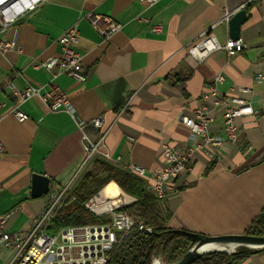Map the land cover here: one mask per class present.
I'll return each instance as SVG.
<instances>
[{"label": "crops", "instance_id": "1", "mask_svg": "<svg viewBox=\"0 0 264 264\" xmlns=\"http://www.w3.org/2000/svg\"><path fill=\"white\" fill-rule=\"evenodd\" d=\"M242 8L247 13L241 26L244 45L236 55L225 48L201 60L190 54V47L206 35H214L222 46L232 39L229 19ZM90 13L111 16L122 29L105 38L107 24L95 28ZM76 22L77 48L86 70L82 83L57 68L34 66L60 54L57 37ZM155 24H161V31H154ZM14 40L11 48L0 47V140L5 147L0 156V216H8V229L27 230L48 202V195L31 196L34 173L50 177L51 187L73 189L98 168L97 160L126 170L135 163L148 174L157 171L163 165L164 141L181 152L190 145V130L180 117L193 115L204 103L202 93L214 86L222 93L252 87L257 112L237 120L242 134L230 153L212 160L198 151L193 157L192 169L163 199L171 211L167 226L215 236L238 230L249 212L255 218L260 214L264 112L263 85L255 75L264 72V0H159L151 6L140 0H45L0 33L2 42ZM220 73L224 80L216 85ZM26 84L43 91L61 87L75 114L50 110L34 97L20 105L28 119L19 121L10 109L16 101L14 90ZM210 109L213 132L220 133L221 111ZM95 117L104 119L101 129L93 124ZM104 131L100 149L109 157L96 153L86 160L85 142L97 143ZM11 254L4 250L0 264H7ZM241 264H264V252Z\"/></svg>", "mask_w": 264, "mask_h": 264}, {"label": "built area", "instance_id": "2", "mask_svg": "<svg viewBox=\"0 0 264 264\" xmlns=\"http://www.w3.org/2000/svg\"><path fill=\"white\" fill-rule=\"evenodd\" d=\"M44 1L0 0V33L7 26L15 24L22 15L36 9ZM140 1L151 6L159 0ZM88 18L97 29H99L100 23L107 24V28L102 31L105 38H110L123 26L111 16L90 13ZM153 29L161 31L162 26L155 24ZM79 37L80 33L76 22L57 37L60 54L51 55L40 63H34V66L48 70L57 68L77 82H84L86 70L83 56L77 48ZM14 45L15 40L0 41V47L4 49ZM243 45V40L239 38L229 39L222 46L214 35L209 34L192 45L189 52L201 60L211 51L225 48L230 56H234ZM223 80V74L216 75V85ZM255 80L263 85L260 104L264 112V72L255 75ZM14 96L16 101L10 112L19 121L28 119L27 113L21 109L20 105L34 97L42 99L50 110H65L72 115L75 114L68 93L57 85L43 91L42 87L26 84L23 88L15 89ZM202 100L204 103L194 110L193 115L180 117L182 123L189 128L192 139L184 151L181 152L180 148L170 141H164L162 144L163 165L157 171L148 174L141 165L132 163L128 166V171L146 180L147 191L159 199L167 198L176 190L177 179L192 169L191 160L198 151H203L210 159L215 160L237 147L242 134V126L237 120L251 117L257 112L254 106L255 91L250 86H241L236 93H222L214 86L202 93ZM210 106L221 111L223 125L220 133L213 132L215 117L211 114ZM103 120L102 117H95L92 122L101 129ZM104 136L105 131L97 143L89 140L85 142L86 160L96 153H101L106 158L109 157L107 151L100 149ZM198 139L201 141L197 143ZM4 151L5 147L0 140V156ZM104 188L105 186L101 192H97L84 203L85 207L93 214L108 220L104 224L69 226L59 230L49 228L57 211L71 193L72 189L68 185L50 186L47 194L48 202L36 214L27 230L12 231L8 229V216H0V256L4 250L12 252L7 264H106L110 258V251L121 241L120 234H127L132 228L152 232L151 225L136 219L122 209L132 201L131 197L130 199L126 197L127 193L122 191L118 196H113L105 194Z\"/></svg>", "mask_w": 264, "mask_h": 264}, {"label": "trees", "instance_id": "3", "mask_svg": "<svg viewBox=\"0 0 264 264\" xmlns=\"http://www.w3.org/2000/svg\"><path fill=\"white\" fill-rule=\"evenodd\" d=\"M98 168L87 172L71 190L65 203L59 208L50 224L51 230L63 227L107 223L105 217L96 216L84 203L110 181H116L121 189L135 200L123 207L136 219L151 225L152 232L132 228L127 234H120L121 240L110 251L106 264H152L161 249L162 259L172 263L183 255L190 238L167 226L171 211L163 199L147 191L146 180L108 161L97 160ZM252 227L264 230V207L255 218ZM264 252V248L244 250L232 254L220 253L198 264H241L252 254Z\"/></svg>", "mask_w": 264, "mask_h": 264}, {"label": "water", "instance_id": "4", "mask_svg": "<svg viewBox=\"0 0 264 264\" xmlns=\"http://www.w3.org/2000/svg\"><path fill=\"white\" fill-rule=\"evenodd\" d=\"M247 13L246 9L242 8L236 11L229 19V36L230 38L236 40L241 37V26L246 21ZM51 186V179L45 174L34 173L32 175V185H31V196L34 198L47 195ZM102 189L99 191L101 192ZM254 220V219H253ZM251 221V224L253 223ZM175 233H181L190 238V243L187 247L186 252L181 255L177 260L170 264H198L201 261L212 258L217 254L225 253L232 254L240 252L239 250L226 251H217L214 253H201L199 250L202 244H206L208 248L214 243L221 244H230V243H239V244H249V248H264V230L254 229L253 227H248L246 229H238L233 232L208 236L200 233H195L191 231L174 229ZM155 259L153 260L154 264Z\"/></svg>", "mask_w": 264, "mask_h": 264}, {"label": "bare ground", "instance_id": "5", "mask_svg": "<svg viewBox=\"0 0 264 264\" xmlns=\"http://www.w3.org/2000/svg\"><path fill=\"white\" fill-rule=\"evenodd\" d=\"M104 193L113 195V196H118L119 194L122 193V190L117 186V184L113 181L109 182L105 188H104ZM128 199H130V196L126 195ZM255 215L252 212L247 213L239 222L238 224V229H246L248 227H252L251 221L254 219L255 220ZM253 220V221H254ZM249 244H239V243H230V244H221V243H214L210 248L206 246V244H202L200 248L201 253H205L209 251V253H214L217 251H232V250H239L244 251V250H249L252 248L247 249ZM258 248V247H257ZM254 249V248H253ZM154 264H163L162 262V255L161 251L159 250L156 255H155V261Z\"/></svg>", "mask_w": 264, "mask_h": 264}, {"label": "rangeland", "instance_id": "6", "mask_svg": "<svg viewBox=\"0 0 264 264\" xmlns=\"http://www.w3.org/2000/svg\"><path fill=\"white\" fill-rule=\"evenodd\" d=\"M160 251H161V249H160ZM154 259H155V257H154ZM162 262H163V264H169L166 261H164L163 259H162ZM42 264H44V263H42Z\"/></svg>", "mask_w": 264, "mask_h": 264}]
</instances>
